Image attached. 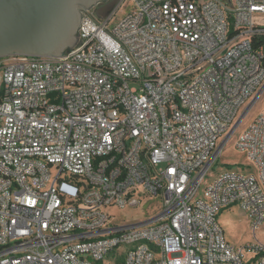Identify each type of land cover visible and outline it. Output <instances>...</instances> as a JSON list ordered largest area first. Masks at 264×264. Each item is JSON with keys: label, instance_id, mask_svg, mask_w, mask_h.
Returning <instances> with one entry per match:
<instances>
[{"label": "built area", "instance_id": "1", "mask_svg": "<svg viewBox=\"0 0 264 264\" xmlns=\"http://www.w3.org/2000/svg\"><path fill=\"white\" fill-rule=\"evenodd\" d=\"M125 1L60 58L0 59V264H264L218 222L264 223V0ZM261 98L234 139L254 172L209 176ZM144 202L147 226L110 213Z\"/></svg>", "mask_w": 264, "mask_h": 264}, {"label": "water", "instance_id": "2", "mask_svg": "<svg viewBox=\"0 0 264 264\" xmlns=\"http://www.w3.org/2000/svg\"><path fill=\"white\" fill-rule=\"evenodd\" d=\"M108 0H0V59L60 58L78 42L83 14ZM152 218L124 226L139 228Z\"/></svg>", "mask_w": 264, "mask_h": 264}, {"label": "rangeland", "instance_id": "3", "mask_svg": "<svg viewBox=\"0 0 264 264\" xmlns=\"http://www.w3.org/2000/svg\"><path fill=\"white\" fill-rule=\"evenodd\" d=\"M233 1L235 2V0ZM119 2L120 0L110 1V6L106 9L101 4L93 9L91 13L96 16V18L101 19L111 15L115 11V14L110 21V24L114 23L132 8L131 3L129 1H125L117 9ZM251 101L252 99L242 107L239 114L237 115L235 122L239 120L240 116L251 103ZM262 104L263 99L261 98L256 106L251 109L249 114L240 123L238 129L233 133L228 143L224 145V147L217 155L211 167L209 176L212 177L227 170L238 171L242 173L254 172V168L246 159L245 155L235 149L234 139L239 131L244 126L248 125V123H250V121L252 120V116L256 113V111ZM224 138L225 136L219 138L217 147L221 145ZM50 173L51 177L54 178L57 170L52 167L50 168ZM158 212L159 205L157 202H144L138 207H129L125 210H111L110 213L115 217L114 221L116 222V224L122 226L130 223H139L152 219L158 214ZM218 222L224 233V238L230 246L239 248L249 244L257 243L258 245L264 247V223L255 233H253L250 229L247 217L238 207L223 209L218 216ZM102 264H122L121 254L116 251L110 253L109 256L104 259Z\"/></svg>", "mask_w": 264, "mask_h": 264}, {"label": "flooded vegetation", "instance_id": "4", "mask_svg": "<svg viewBox=\"0 0 264 264\" xmlns=\"http://www.w3.org/2000/svg\"><path fill=\"white\" fill-rule=\"evenodd\" d=\"M110 1H112V0H108L107 2H105V3L102 4V5L105 7V9H106V8H109V6H110Z\"/></svg>", "mask_w": 264, "mask_h": 264}, {"label": "trees", "instance_id": "5", "mask_svg": "<svg viewBox=\"0 0 264 264\" xmlns=\"http://www.w3.org/2000/svg\"><path fill=\"white\" fill-rule=\"evenodd\" d=\"M98 264H102V263H98Z\"/></svg>", "mask_w": 264, "mask_h": 264}]
</instances>
